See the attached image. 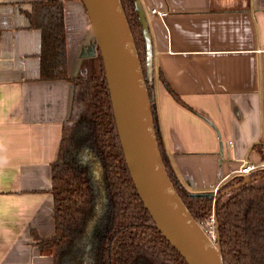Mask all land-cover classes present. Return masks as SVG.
<instances>
[{"label": "crops", "instance_id": "0c3cea01", "mask_svg": "<svg viewBox=\"0 0 264 264\" xmlns=\"http://www.w3.org/2000/svg\"><path fill=\"white\" fill-rule=\"evenodd\" d=\"M34 1L52 0H0V264H53L38 254L30 231L53 234L50 164L72 86L39 81L41 35L25 14ZM60 1L74 77L87 73L96 51L80 0ZM141 1L155 77L158 69L186 105L156 81L162 145L179 184L208 192L237 176L251 144L264 143V0ZM248 160L264 162V146Z\"/></svg>", "mask_w": 264, "mask_h": 264}, {"label": "trees", "instance_id": "16d2710c", "mask_svg": "<svg viewBox=\"0 0 264 264\" xmlns=\"http://www.w3.org/2000/svg\"><path fill=\"white\" fill-rule=\"evenodd\" d=\"M120 3L151 99L146 34L134 0ZM25 14L29 28L41 35L39 81L72 86L69 117L62 123L57 156L50 164L47 191L53 201V234L45 237L30 231L38 254L50 257L53 264H83L81 256L75 258L83 251L85 264H187L158 232L137 195L123 158L99 52L89 61L92 75L69 76L63 1H34ZM158 75L167 92L186 107ZM157 142L168 177L191 216L205 231H217L223 264H264V169L251 173L247 183L234 176L219 185L216 194L193 195L176 179L159 131Z\"/></svg>", "mask_w": 264, "mask_h": 264}, {"label": "water", "instance_id": "95a60500", "mask_svg": "<svg viewBox=\"0 0 264 264\" xmlns=\"http://www.w3.org/2000/svg\"><path fill=\"white\" fill-rule=\"evenodd\" d=\"M80 2L87 16L96 51L91 59L96 58L98 51L123 158L144 208L158 232L187 264H223L217 231L212 235L194 220L166 172L157 142L159 129L155 124L156 106L151 102L155 98H149L120 0ZM134 10L143 33H148L147 9L141 0H134ZM252 12L251 8L250 14ZM150 13L156 15L153 11ZM158 72L157 69V85L169 94L159 79ZM167 84L169 85L168 82ZM233 112L237 114V108H233ZM216 134L219 137V133ZM260 137L261 129L258 138ZM259 143L258 139L249 146L235 173L238 174L241 168L250 164L255 168L264 167V162L258 164L247 159L253 146ZM219 147L222 148L221 141ZM241 177L243 184L249 181V175ZM216 187L219 186L215 185L212 189ZM215 208L216 200L213 202V214Z\"/></svg>", "mask_w": 264, "mask_h": 264}, {"label": "rangeland", "instance_id": "374dc122", "mask_svg": "<svg viewBox=\"0 0 264 264\" xmlns=\"http://www.w3.org/2000/svg\"><path fill=\"white\" fill-rule=\"evenodd\" d=\"M146 34V38H147V47H148V55H147V66H148V73L150 75V80L151 82L153 83V86H154V97H155V94H156V78H155V70H154V62H153V51H152V43H151V37H150V33H145ZM99 72L97 71L95 73V75H98ZM87 76H90L92 75V69H91V65H90V62H88V67H87ZM211 192H216L215 190L214 191H211ZM211 192H201L199 194H205V193H211Z\"/></svg>", "mask_w": 264, "mask_h": 264}, {"label": "built area", "instance_id": "2783aa9c", "mask_svg": "<svg viewBox=\"0 0 264 264\" xmlns=\"http://www.w3.org/2000/svg\"><path fill=\"white\" fill-rule=\"evenodd\" d=\"M260 169H264V167H259V168H255L253 167L251 164L249 166H244L243 168H241V170L239 171V173L237 174L238 176H243V175H250L251 173H253L254 171L260 170ZM216 191L215 193L212 192V194H216L218 192V187L212 189V191ZM208 233L213 235V231L209 230Z\"/></svg>", "mask_w": 264, "mask_h": 264}, {"label": "flooded vegetation", "instance_id": "af4514ba", "mask_svg": "<svg viewBox=\"0 0 264 264\" xmlns=\"http://www.w3.org/2000/svg\"><path fill=\"white\" fill-rule=\"evenodd\" d=\"M156 78V77H155ZM263 146H264V143H262V142H260L259 144H256V145H254L253 146V148H252V150L253 149H256L257 151H259V152H261V149L263 148ZM248 159V158H247ZM261 170V169H260ZM89 247L87 246L86 247V251H87V249H88ZM85 251H83V252H79V253H76V257L75 258H78V257H82V259H83V264H85L86 263V261H85ZM70 264H76L75 262H73L72 261V263H70Z\"/></svg>", "mask_w": 264, "mask_h": 264}]
</instances>
